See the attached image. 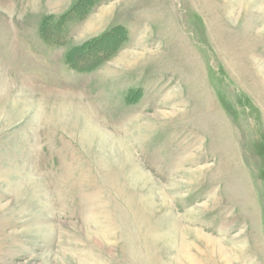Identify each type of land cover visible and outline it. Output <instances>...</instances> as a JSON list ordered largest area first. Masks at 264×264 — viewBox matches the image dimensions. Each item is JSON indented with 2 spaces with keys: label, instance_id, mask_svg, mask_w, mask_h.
Masks as SVG:
<instances>
[{
  "label": "rangeland",
  "instance_id": "374dc122",
  "mask_svg": "<svg viewBox=\"0 0 264 264\" xmlns=\"http://www.w3.org/2000/svg\"><path fill=\"white\" fill-rule=\"evenodd\" d=\"M0 264H264V0H0Z\"/></svg>",
  "mask_w": 264,
  "mask_h": 264
},
{
  "label": "bare ground",
  "instance_id": "6f19581e",
  "mask_svg": "<svg viewBox=\"0 0 264 264\" xmlns=\"http://www.w3.org/2000/svg\"><path fill=\"white\" fill-rule=\"evenodd\" d=\"M85 132H83V139L86 141V143L89 141V138H90V134H92V136H94V134H95V137L96 136H99V135H101L102 136V132L100 131V129H99V127H93V128H86L85 130H84ZM92 139V138H91ZM90 139V140H91ZM89 143V142H88ZM95 143V142H94ZM109 143H108V141H106V140H102V141H100L99 142V147L101 148V149H107V145H108Z\"/></svg>",
  "mask_w": 264,
  "mask_h": 264
}]
</instances>
